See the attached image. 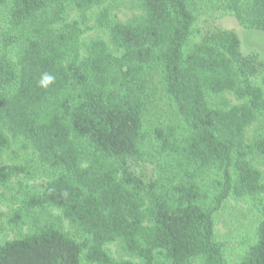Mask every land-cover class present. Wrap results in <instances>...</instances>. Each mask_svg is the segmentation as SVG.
I'll use <instances>...</instances> for the list:
<instances>
[{"label": "trees", "instance_id": "1", "mask_svg": "<svg viewBox=\"0 0 264 264\" xmlns=\"http://www.w3.org/2000/svg\"><path fill=\"white\" fill-rule=\"evenodd\" d=\"M104 1L0 0V264H264V59L196 25L264 33V0H130L126 23L110 0L112 49L82 44ZM229 199L259 217L235 261L214 226Z\"/></svg>", "mask_w": 264, "mask_h": 264}, {"label": "rangeland", "instance_id": "2", "mask_svg": "<svg viewBox=\"0 0 264 264\" xmlns=\"http://www.w3.org/2000/svg\"><path fill=\"white\" fill-rule=\"evenodd\" d=\"M110 2V0H105L101 5L86 13V24L83 25L86 29L81 39L82 44H86L91 40H102L112 49V46L109 44L107 32L98 28L95 23L96 15L102 9L108 7ZM111 15L115 20L126 23L140 16L141 12L135 3L130 0H121L117 3L116 8L111 11ZM66 17L68 20L79 19V15L71 11H68ZM196 25L201 30L209 27H216L223 30L234 31L240 39L241 52L243 54L254 53L257 54L259 58L264 59V33L247 30L239 26L233 17L226 16L218 18L211 13H207L197 18ZM226 98L231 101L232 104L237 103L230 94H227ZM160 107L167 112V107L164 104H161ZM256 129V125L250 126L247 129V137H251ZM255 165L258 169L264 170V165L261 162L255 161ZM0 211L3 217L9 213V208L1 205ZM57 216H59V214L56 211H50L48 215L42 217V222L48 223L51 218H56ZM258 218V214L251 207L231 199L227 200L223 208L217 213L214 225L215 233L217 239L225 246L228 260L235 261L238 258L239 252L244 249L246 242L252 236ZM63 226L65 230L69 231L67 222L63 221ZM2 228L4 229V235L0 237V242L16 237L15 233L11 232L5 224ZM107 249L114 257L119 258L120 255L117 252L116 245H109Z\"/></svg>", "mask_w": 264, "mask_h": 264}, {"label": "clouds", "instance_id": "3", "mask_svg": "<svg viewBox=\"0 0 264 264\" xmlns=\"http://www.w3.org/2000/svg\"><path fill=\"white\" fill-rule=\"evenodd\" d=\"M54 80V77L48 74H45L44 77L41 80V86L46 87L48 84H50Z\"/></svg>", "mask_w": 264, "mask_h": 264}]
</instances>
